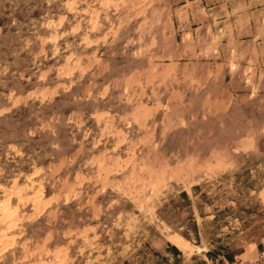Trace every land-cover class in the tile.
I'll return each instance as SVG.
<instances>
[{
	"label": "rangeland",
	"instance_id": "1",
	"mask_svg": "<svg viewBox=\"0 0 264 264\" xmlns=\"http://www.w3.org/2000/svg\"><path fill=\"white\" fill-rule=\"evenodd\" d=\"M0 264H264V0H0Z\"/></svg>",
	"mask_w": 264,
	"mask_h": 264
},
{
	"label": "trees",
	"instance_id": "2",
	"mask_svg": "<svg viewBox=\"0 0 264 264\" xmlns=\"http://www.w3.org/2000/svg\"><path fill=\"white\" fill-rule=\"evenodd\" d=\"M240 195H242V194H240ZM229 258V257H228ZM231 259V258H230Z\"/></svg>",
	"mask_w": 264,
	"mask_h": 264
}]
</instances>
